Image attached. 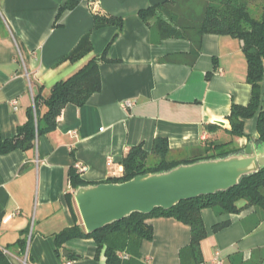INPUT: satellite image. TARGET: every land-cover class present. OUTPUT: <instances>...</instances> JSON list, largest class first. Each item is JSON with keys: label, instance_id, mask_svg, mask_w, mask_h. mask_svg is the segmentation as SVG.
Masks as SVG:
<instances>
[{"label": "crops", "instance_id": "0c3cea01", "mask_svg": "<svg viewBox=\"0 0 264 264\" xmlns=\"http://www.w3.org/2000/svg\"><path fill=\"white\" fill-rule=\"evenodd\" d=\"M73 1L75 7L57 18L60 7ZM163 1L0 0V134L4 138L15 135L28 119L36 88L32 80L49 90L90 56L104 51L117 27L93 30L94 14L124 18L123 32L107 53L111 61L100 63L101 90L84 106L67 105L56 129L39 135L35 148L0 155V246L9 248L18 262L27 256L29 264L68 260L108 264L103 251L98 256L92 238L70 239L59 251L56 246L55 235L65 228L80 225L85 230L70 178L79 164L85 166L80 173L84 180L101 183L123 175L122 161L133 146L143 144L150 151L158 137L168 140L179 159L210 141L232 140L240 148L249 143L247 136L228 133L232 105H247L252 95L243 41L206 34L194 65L164 61L166 56L188 53L191 42L161 40L140 18L141 9ZM88 32L93 53L77 63L61 61ZM245 132L259 137L257 116L245 122ZM201 215L207 237L201 244L200 264H264V206H249L239 213L205 208ZM224 221L230 224L214 231ZM148 222L154 237L142 243L144 262L182 264L180 251L191 241L190 226L163 216ZM20 239L26 241L23 253L14 246Z\"/></svg>", "mask_w": 264, "mask_h": 264}, {"label": "trees", "instance_id": "16d2710c", "mask_svg": "<svg viewBox=\"0 0 264 264\" xmlns=\"http://www.w3.org/2000/svg\"><path fill=\"white\" fill-rule=\"evenodd\" d=\"M76 4L73 1L62 5L57 18ZM257 6V11H254ZM138 14L159 34L161 40L177 38L191 42L188 53L166 56L162 59L164 61H185L194 65L200 56L206 34L229 35L243 41V52L248 63L247 81L252 86V95L247 105H232L228 116L231 124L228 133L232 137L247 136L251 140L252 137L245 132V122L257 116L258 142L264 143V0H165L141 9ZM108 26L117 27V31L101 54L90 56L94 47L91 32H88L61 60L77 63L90 56L73 74L57 81L49 90L32 80L38 93L34 95L33 104L27 111L28 119L18 126L12 137L4 138L0 134V155L18 149L27 151L35 148L39 135L56 129L58 117L67 105L84 106L94 93L101 90L100 63L111 61L107 58V53L123 32L124 18L99 12L94 14L93 30ZM240 151L242 148L233 146L232 140L210 141L203 149L179 159L174 157L168 140L158 137L150 151L143 144L133 146L122 161L123 175L111 177L105 182H125L137 175L167 171L183 163L225 157ZM70 178L74 188L99 183L84 180L77 170H73ZM242 201L245 204L240 206ZM249 206H264V168L255 174L244 176L237 186L227 191L184 200L168 210L156 208L149 214L133 213L93 233H87L80 225L67 227L55 235V242L59 251L70 239L92 238L97 244L98 256L103 251L108 264H147L142 259L141 246L145 240H152L154 237V227L148 219L173 217L191 228V241L180 251L182 264H200L203 262L201 244L207 237L202 210L215 208L219 213H239ZM229 224L230 221L218 223L214 226V231H220ZM14 246H18L23 253L26 248L25 239L18 240ZM4 249L9 252V248L0 246V264H15L14 256ZM122 253L127 258H123ZM70 255L73 256L72 253Z\"/></svg>", "mask_w": 264, "mask_h": 264}, {"label": "water", "instance_id": "95a60500", "mask_svg": "<svg viewBox=\"0 0 264 264\" xmlns=\"http://www.w3.org/2000/svg\"><path fill=\"white\" fill-rule=\"evenodd\" d=\"M34 93H38L36 88ZM214 123L225 125L223 121ZM262 168L264 143L253 137L240 152L183 163L167 171L137 175L125 182L81 185L75 188L74 197L86 232L93 233L133 213L149 214L156 208L168 210L184 200L227 191L244 176ZM62 253L68 254L66 250Z\"/></svg>", "mask_w": 264, "mask_h": 264}, {"label": "built area", "instance_id": "2783aa9c", "mask_svg": "<svg viewBox=\"0 0 264 264\" xmlns=\"http://www.w3.org/2000/svg\"><path fill=\"white\" fill-rule=\"evenodd\" d=\"M14 103H15V102H14ZM125 104H126L127 106H131L132 103H131L130 101H127V102H125ZM84 170H85V166H82V165H80V164L77 166V171H78L79 173H82ZM4 251H5L6 253H9L7 249H4ZM121 256H122L123 258H127V255H125L124 253H122ZM19 264H29V263H28V258H27V256H25L23 259L19 260ZM66 264H73V261H72V260H68V261L66 262Z\"/></svg>", "mask_w": 264, "mask_h": 264}, {"label": "rangeland", "instance_id": "374dc122", "mask_svg": "<svg viewBox=\"0 0 264 264\" xmlns=\"http://www.w3.org/2000/svg\"><path fill=\"white\" fill-rule=\"evenodd\" d=\"M259 6H261V3H259ZM259 6H257V7L254 9V11H257V9H258Z\"/></svg>", "mask_w": 264, "mask_h": 264}]
</instances>
